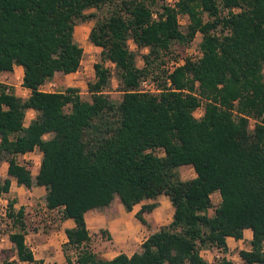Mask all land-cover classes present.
Returning a JSON list of instances; mask_svg holds the SVG:
<instances>
[{
    "label": "trees",
    "instance_id": "16d2710c",
    "mask_svg": "<svg viewBox=\"0 0 264 264\" xmlns=\"http://www.w3.org/2000/svg\"><path fill=\"white\" fill-rule=\"evenodd\" d=\"M90 20L89 41L101 48L90 99L75 87L42 90L56 73L78 70L83 48L74 30ZM197 33L199 58L175 68L159 91L139 89L164 52L173 55L175 44L184 48ZM129 41L147 49L142 67ZM15 65L31 93L19 97L0 82V157L8 162L0 198L12 178L29 189L43 186L46 207L74 221L63 249H76L77 264H214L200 250L226 254V238L241 239L247 228L252 237L239 251L241 264H264V0H0V74ZM113 76L119 100L106 92ZM28 109L36 116L25 126ZM35 148L42 157L33 176L16 155ZM184 165L193 178H180ZM215 192L220 201L211 212ZM160 194L173 206L172 219L139 251L106 259L92 250L88 210L117 199L131 211L153 200L135 213L146 225L144 213L158 206ZM13 206L11 200L17 230L9 240L18 260L32 262L24 210ZM215 264L234 263L223 256Z\"/></svg>",
    "mask_w": 264,
    "mask_h": 264
},
{
    "label": "crops",
    "instance_id": "0c3cea01",
    "mask_svg": "<svg viewBox=\"0 0 264 264\" xmlns=\"http://www.w3.org/2000/svg\"><path fill=\"white\" fill-rule=\"evenodd\" d=\"M23 74L24 72L22 66L15 65L12 71L2 72L0 74V82L11 86L13 88L15 95L22 98H27L30 95L31 91L30 89L22 85ZM69 74H64V75L66 76ZM57 75H61V74L56 73L52 79L57 77ZM49 81H47L45 84L41 86L42 90L50 91L45 89ZM35 116H36V111L33 109H28L25 113L23 124L27 126ZM36 151L38 152L37 156H35ZM41 157H42V153L36 148L33 151L16 155L17 161L20 164L26 165L31 170L33 176H35L39 170ZM36 158H38L37 161L35 160ZM0 161L1 164L5 166L6 168L5 171L7 174L8 162L2 158L0 159ZM13 184H17L14 179H12L10 191L8 193H4L2 197L8 196V194L12 192ZM23 186L24 185H20L19 188H22ZM41 187L43 186H34L30 189L27 187L26 188L29 191H35L36 188L40 189ZM213 194L219 195L218 192H215ZM32 201L37 202L36 199L32 197L30 199V205H32ZM152 201L153 200H146L143 201L142 203H150ZM155 201L158 203V206L154 208L151 212L144 213V217L147 221L146 225L141 223L135 217V213L140 209L142 203L136 204L131 211H126L121 205V203L117 199H114L112 203L104 209L96 208V209L88 210L85 213V220L90 235L89 246L92 248L94 252H96L97 254L101 255L106 259H112L114 256H116L119 253H125L126 255L130 256L134 252L139 251L142 242L152 232L158 230L161 226L168 224L172 219L173 209L170 212L169 204H171V202L168 199V197L164 194H160L155 199ZM41 207L42 210H47V212L51 213V215L56 213L58 214L61 213V208L50 209L46 207L45 203L44 205L41 204ZM164 220L167 221L166 224L163 223ZM73 226H74V221L71 218L61 219L60 216L58 222H56V224L52 226L54 227V229H52L51 235H49L46 240H40L41 235H39V233L35 234L36 238H34V242L32 243V246H29V248L32 250L34 255V260L32 262L20 261L18 260L16 255H14L12 259L15 258L18 260L19 263H23V264H69L67 260L68 257L71 264H77L76 249L71 247L68 248L71 251H69L68 249L64 251L63 249L67 242V236L65 234V230L67 228H72ZM101 229L107 231V233H109L111 238L109 240L96 242L92 245L91 243L92 234ZM243 234L244 236L241 239H235L234 237L231 236L226 238V242L228 246L227 255H229L228 257H231V251L235 246H238L239 249H242V243L245 240V238H247L250 241L252 237L251 230L247 228L243 231ZM202 251L207 252L209 250L206 248H202L200 250L201 255H202Z\"/></svg>",
    "mask_w": 264,
    "mask_h": 264
},
{
    "label": "rangeland",
    "instance_id": "374dc122",
    "mask_svg": "<svg viewBox=\"0 0 264 264\" xmlns=\"http://www.w3.org/2000/svg\"><path fill=\"white\" fill-rule=\"evenodd\" d=\"M168 4H173L174 0H165ZM161 0H159V3ZM94 9H89L88 11H93ZM179 21L181 26L183 27L187 23V18L185 16L179 17ZM94 24V20L85 21L79 23L75 26L74 36L76 41L79 45L83 48V56L81 60V64L78 70L74 73L69 75H57L54 79H51L47 84L46 88L50 91H64L67 87H75L79 90V94L83 99H90V93L88 91V83L92 82L95 78L94 76V68L93 65L95 62L100 60V47L93 45L88 38L89 31ZM202 35L201 33H197L193 40L190 42L189 45L186 47H181L180 45L175 44L172 47V53L164 52L160 60H165L166 56H175L181 57L186 55V48L189 47L191 51H195L199 47V42L201 41ZM129 47L132 51L136 53V64L139 67L144 65V61L142 55L147 52L146 48L138 49L137 46L134 44L133 41H129ZM106 65L114 71L113 64L107 62ZM154 67H157L153 75H149L147 78L149 79L150 83L154 85L151 88L160 89L166 83V75L165 71L161 68V64L158 62L153 64ZM264 73V69H263ZM16 74V73H15ZM16 76V75H15ZM153 81V82H151ZM120 86L117 78L115 76L112 77L110 86L106 89V92L109 96L114 100H119L121 98ZM68 110V108H67ZM201 110V109H200ZM200 110H196L195 114L198 115ZM158 154H162V152L158 151ZM38 152L36 151L37 156ZM1 159V157H0ZM36 161L38 158L35 159ZM6 168L4 165L1 164L0 161V176L6 177ZM178 173L181 179H190L195 176L194 169L190 165H184L179 167ZM35 171V170H34ZM33 171V172H34ZM13 179V178H12ZM20 185L13 184V190L8 194V196H3V199L8 200V212L7 215L4 216L2 212V208L4 204L0 205V264H23L19 263L17 259L12 257L16 255L15 248L13 244L9 240V233L12 231L17 230L14 226L13 220L9 216V202L11 200L14 201V209L17 211L20 207L24 210V219L26 223L25 229V240L28 246H32L34 242V238L36 233H39L40 240H46L49 235H51L52 229L54 227H47L45 225V219L51 216V213L47 212V210H42L41 204L44 205L45 203V193L46 190L44 187L40 189H35V191H29L25 186L19 188ZM35 198L37 202L32 201V205H30V199ZM219 195L212 194V203L213 206L210 208V211H213L214 206L217 205L219 202ZM170 205V212L172 211L173 207ZM45 207V206H44ZM167 221H163L166 224ZM91 243L92 245L96 242H101L104 240H109L111 236L107 231L99 230L92 234L91 236ZM39 238V237H38ZM45 238V239H44ZM250 247V241L245 238L242 243V249H248ZM211 249V248H210ZM71 251L70 249H68ZM239 249L238 246H235L231 251V259L234 264H241V259L239 257ZM100 252V250H99ZM214 251L205 252L202 251V257L204 259L213 260L214 258Z\"/></svg>",
    "mask_w": 264,
    "mask_h": 264
},
{
    "label": "built area",
    "instance_id": "2783aa9c",
    "mask_svg": "<svg viewBox=\"0 0 264 264\" xmlns=\"http://www.w3.org/2000/svg\"><path fill=\"white\" fill-rule=\"evenodd\" d=\"M153 17H156V14H153ZM186 53H187L186 55L181 56V57H173V56L172 57L171 56H166L165 57L164 62H162V64H161V68H163L162 70L166 72L165 73V75H166V83L169 84L168 75L171 74L174 71L175 68L183 65L185 63L186 59L189 58V59H193L194 60V59L199 58L202 55L199 47H198L197 50H195L193 52L191 51V49L189 47H187L186 48ZM151 82H153V81H151ZM153 83H150L148 78H144L140 82L139 89L142 90V91H152V92L159 91L161 88L160 89L151 88L154 85ZM196 110H200V113H198V115H196L195 112H194L195 117L199 118L202 115V113H203V107L199 106ZM254 122L255 121L253 119L250 120V127L251 128L253 127ZM1 204H4V207L2 208V212H3V215L6 216L7 212H8V206H7L8 205V201L3 199V197H1L0 198V205ZM60 216H61V213L60 214L56 213V214H53V215L47 217L45 219L46 220L45 221V225L47 227L54 226L56 224V222H58V220L60 219ZM206 249H208V248H206ZM208 250L209 251H207V252H210V251H214L215 252L213 260L212 261L208 260L211 263L215 264L217 261L221 260V258L223 256H225L227 259L232 260L231 257H228L229 256V255H227L228 253L224 254L223 251L220 248H218V247H212L211 249H208Z\"/></svg>",
    "mask_w": 264,
    "mask_h": 264
}]
</instances>
